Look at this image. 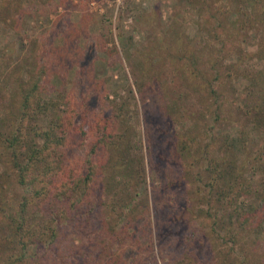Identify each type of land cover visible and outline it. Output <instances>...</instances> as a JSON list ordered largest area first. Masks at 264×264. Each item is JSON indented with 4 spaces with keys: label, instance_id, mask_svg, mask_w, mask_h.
<instances>
[{
    "label": "trees",
    "instance_id": "16d2710c",
    "mask_svg": "<svg viewBox=\"0 0 264 264\" xmlns=\"http://www.w3.org/2000/svg\"><path fill=\"white\" fill-rule=\"evenodd\" d=\"M180 1L207 38L191 45L185 37L186 44L172 24L162 34L175 36L153 48L156 60L148 59L149 82L171 68L184 88L171 100L164 84L160 91L138 86L142 105L161 101L159 113L178 124L175 143L163 142L160 152L149 145L150 114L142 156V137L130 124L139 112L128 117L122 102L107 113L109 93L101 95L98 86L104 110L96 112L75 89L51 95L42 71L26 84L15 79L10 89L11 75L0 69V264H182L185 258L192 264L204 246L210 251L202 264H264V0ZM22 3L5 7L22 14ZM84 29L64 49L52 47L51 60L66 69L76 64ZM96 48L107 50L98 40ZM28 52L22 66L31 71L40 54ZM193 96L198 108L192 112L187 100ZM208 118L210 125L194 128ZM185 121L194 134L181 126ZM148 175L161 188L152 194L159 199L150 200L152 223ZM182 185L190 192L181 216L159 227L162 212L169 214V190ZM197 219L199 252L189 255L181 223Z\"/></svg>",
    "mask_w": 264,
    "mask_h": 264
},
{
    "label": "rangeland",
    "instance_id": "374dc122",
    "mask_svg": "<svg viewBox=\"0 0 264 264\" xmlns=\"http://www.w3.org/2000/svg\"><path fill=\"white\" fill-rule=\"evenodd\" d=\"M9 1L0 0V69L4 75L8 73L9 76L11 75L12 79L7 83L10 89L17 86L15 79L18 78L19 83L26 84L30 78L36 80L37 75L43 72L41 84H47L46 90L48 89L49 93H52L51 95L55 96L63 89L67 92L75 89L81 92L80 96L83 101L89 96L90 108L96 112L104 110L101 95L107 92L111 101L108 110L105 109L107 113H110L113 105L122 102H126L128 106L126 110L128 117L133 115L134 110L139 112L137 122L132 119L130 124L135 126L136 134L138 133L140 138L142 137V149H139L142 156L145 153V144H147L144 121L146 113L150 114L153 119L152 126L155 127V130L151 132L149 145L160 152L164 145L167 146L163 142L170 140L175 143V131L178 124L174 120L164 117L161 112L159 113L158 106L161 101L153 106L142 105L137 91L141 82H144L149 90L151 88L156 91H160L164 84L166 87L165 96L168 95L172 100L178 89H184L179 80L171 76V68L163 69L159 75L160 81L154 80L153 83L149 82L151 81L149 76L154 72L147 74V70L149 57L156 60L158 56L153 48L168 45L175 36V34H171L169 37H165L162 34L172 24L174 25L173 30L179 29L182 34L180 40L186 44L187 40H191V45L198 43L202 45L206 41V35L198 29V17L189 6L180 0H37L36 3L32 1L30 4L27 3L28 0H22L23 13L19 14L15 12V9L9 10L5 7ZM83 27L86 36L78 35L77 51L74 54L77 63L70 69L61 68L57 61L53 62L50 58L49 53L52 51V47L64 49L66 42L72 40L78 34V30ZM97 40L106 44V51L102 52L96 48ZM29 50L40 54L37 59L39 67L26 71L22 65H24L25 54ZM96 87L101 91V95H97L95 92ZM129 89L132 92L130 95L128 94ZM43 97L46 99V96ZM195 100V96L187 100V108L192 112L198 108ZM78 103H82L79 98ZM42 122L41 126L45 124V121ZM210 123L211 119H202L194 128L200 130ZM181 126L189 135L195 133L191 129V122L185 121ZM226 127L231 129L229 124ZM190 129L191 133H189ZM233 133L234 131H232ZM162 144L164 145L162 146ZM135 150L137 153L138 149ZM72 153L70 150L67 152L68 155ZM81 154H86L85 150L80 151ZM1 168L4 167L0 165V171H2ZM195 170L197 171L196 166ZM146 188L149 195V217L152 223L155 210L150 200L159 199L158 196L154 197L152 194L155 193L153 191L160 188V182L152 181L151 176L148 175ZM181 188L169 190L167 198L169 203L165 204V207L169 209V214L166 215L162 212L159 218V227L164 225L165 218L173 215L181 216L180 204L186 201L185 195L190 192L187 185H182ZM15 195L19 197V191ZM187 218L185 216V219ZM187 224L186 221L181 223L182 227H186L183 231L185 238L182 243L186 245L184 252L196 255L199 250L194 247V241L198 238L196 235L199 234V219ZM153 238L155 239V237ZM171 241L176 242L174 238ZM154 245L156 246L155 242ZM123 248H127V246H123ZM209 251V246L202 247L200 252L202 257L197 258L194 255L193 258L197 259L191 261L192 264H202L209 255ZM184 256L189 257L188 255ZM187 262L188 260L185 258L182 264Z\"/></svg>",
    "mask_w": 264,
    "mask_h": 264
}]
</instances>
